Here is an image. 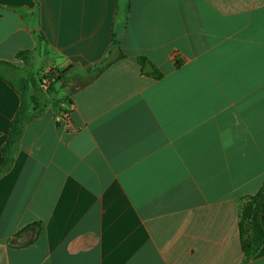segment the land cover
Here are the masks:
<instances>
[{
  "label": "crops",
  "instance_id": "1",
  "mask_svg": "<svg viewBox=\"0 0 264 264\" xmlns=\"http://www.w3.org/2000/svg\"><path fill=\"white\" fill-rule=\"evenodd\" d=\"M108 57L0 175V264H264L240 236L264 185V0H0L12 76ZM21 104L0 75V169Z\"/></svg>",
  "mask_w": 264,
  "mask_h": 264
},
{
  "label": "trees",
  "instance_id": "2",
  "mask_svg": "<svg viewBox=\"0 0 264 264\" xmlns=\"http://www.w3.org/2000/svg\"><path fill=\"white\" fill-rule=\"evenodd\" d=\"M119 44V38L114 35V47H118ZM120 57H123V55L121 54ZM17 58L28 65L31 60V51H23L18 54ZM112 63L113 60L111 57H108L100 66L90 69L87 72H75L74 67H70L66 70L52 69L41 77L39 81L34 80L33 82L35 83L30 85L33 90L42 94L38 97V101L35 100V106L32 103L35 98L33 96H27L29 90L28 80L13 82L11 80V72L16 70L15 67L9 63L0 62V75L16 89L22 97V104L10 126L9 138L3 147L4 165L0 169V175L9 170L14 164L16 155L20 149V141L23 132L32 120L43 115L44 108L49 104L47 96L57 94L60 90H64V98L53 102V104L56 106L63 103L71 105L72 101L70 97L74 94L76 89L89 85ZM139 63L145 68L148 62L145 59H140ZM154 72V74L150 75L157 78L162 77L157 70ZM43 79H47L50 82L45 93L43 91ZM73 85H77V87L75 88ZM66 89H70L68 93H66ZM32 106L40 109L38 111L34 109L30 110ZM246 201L247 203L243 204L241 212L240 236L242 249L245 254V262L248 263L259 253L264 245V185L257 195L249 197L245 202Z\"/></svg>",
  "mask_w": 264,
  "mask_h": 264
},
{
  "label": "rangeland",
  "instance_id": "3",
  "mask_svg": "<svg viewBox=\"0 0 264 264\" xmlns=\"http://www.w3.org/2000/svg\"><path fill=\"white\" fill-rule=\"evenodd\" d=\"M16 76H12L11 75V79H12V81H14V82H20V81H23V80H28V83H29V85H28V87H29V90H28V93H27V96L28 97H31V96H33L35 99L33 100V104L36 106V104H35V102L36 101H38L39 100V98L38 97H40V95H42L41 93H39V92H37V91H35V90H33L32 88H31V84H34L35 82H33L34 80H36L37 81V79H39L40 77L39 76H37V71H36V69H30V70H27V71H22L21 73L19 72V71H16ZM47 74V73H46ZM45 75V74H44ZM43 75V76H44ZM42 76V77H43ZM44 81H47V84L45 85V83H44ZM49 80H47V79H43V91H44V93L46 92V90L48 89V86H49ZM22 84V83H21ZM23 85V84H22ZM75 85H73V87H74ZM77 87V85L75 86V88ZM32 89V90H31ZM69 90L70 89H66L65 91H66V93H68L69 92ZM63 93H64V91H63ZM64 96H65V93L64 94H62V93H57V94H54V95H51V96H47V101L49 102V104H51V103H53V102H55V101H58V100H61V99H63L64 98ZM38 99V100H37ZM36 100V101H35ZM32 104V105H33ZM34 106V107H35ZM33 106L30 108V110H32V109H34L35 111H38L40 108H37V107H35L34 108ZM69 115V114H68ZM247 203V201L246 202H244V204H246Z\"/></svg>",
  "mask_w": 264,
  "mask_h": 264
},
{
  "label": "water",
  "instance_id": "4",
  "mask_svg": "<svg viewBox=\"0 0 264 264\" xmlns=\"http://www.w3.org/2000/svg\"><path fill=\"white\" fill-rule=\"evenodd\" d=\"M153 72H154V68L150 64H147L145 66L144 73L149 74V73H153Z\"/></svg>",
  "mask_w": 264,
  "mask_h": 264
},
{
  "label": "built area",
  "instance_id": "5",
  "mask_svg": "<svg viewBox=\"0 0 264 264\" xmlns=\"http://www.w3.org/2000/svg\"><path fill=\"white\" fill-rule=\"evenodd\" d=\"M44 83H45V85H46V84H47V81H44ZM63 122H64L66 125H70V117H69V115H66V116L64 117Z\"/></svg>",
  "mask_w": 264,
  "mask_h": 264
},
{
  "label": "clouds",
  "instance_id": "6",
  "mask_svg": "<svg viewBox=\"0 0 264 264\" xmlns=\"http://www.w3.org/2000/svg\"><path fill=\"white\" fill-rule=\"evenodd\" d=\"M228 145H225V147H227Z\"/></svg>",
  "mask_w": 264,
  "mask_h": 264
}]
</instances>
